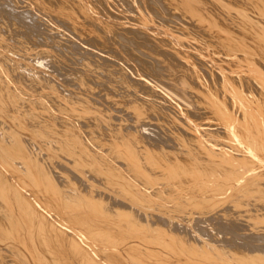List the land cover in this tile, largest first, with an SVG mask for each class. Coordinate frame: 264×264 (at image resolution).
I'll use <instances>...</instances> for the list:
<instances>
[{"label":"bare ground","instance_id":"1","mask_svg":"<svg viewBox=\"0 0 264 264\" xmlns=\"http://www.w3.org/2000/svg\"><path fill=\"white\" fill-rule=\"evenodd\" d=\"M0 264H264V0H0Z\"/></svg>","mask_w":264,"mask_h":264},{"label":"rangeland","instance_id":"2","mask_svg":"<svg viewBox=\"0 0 264 264\" xmlns=\"http://www.w3.org/2000/svg\"><path fill=\"white\" fill-rule=\"evenodd\" d=\"M15 17H16V15H15ZM65 38H66V37H65ZM63 39H64V38H63ZM45 40H46V39H45ZM45 40H43V41H45ZM47 40H48V39H47ZM49 40H50V41H49ZM49 40L46 41V46H47L48 43L50 42L49 45H48L47 47L52 48L53 45L55 44V42H52V41H53L52 39H49ZM66 41H67V40H66ZM61 42H62V41H61ZM53 43H54V44H53ZM50 44H52V47H51ZM58 44H59V43H58ZM62 44H63L64 47H62V46L58 47V46H57L58 49L60 48L58 52H59L60 54L63 53V55L66 53L67 56H66V55H64V56H66V57L69 56L68 58H70V57L72 56V54H73L74 51H73L72 49H70V46H68V45H67L68 47H66V48H67V49L69 48L68 50H69L70 52L66 51V48H65V45H64L63 42H62ZM54 46H55V47H53V48H56V45H54ZM61 47L65 49V53H64V51H63L64 49L60 52V50L62 49ZM67 52L70 53L71 55H69ZM61 55H62V54H61ZM63 55H62V56H63Z\"/></svg>","mask_w":264,"mask_h":264}]
</instances>
